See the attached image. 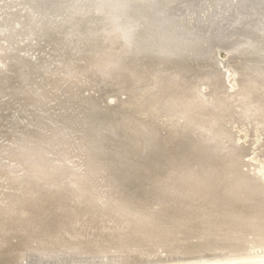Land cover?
<instances>
[{
	"label": "rangeland",
	"instance_id": "obj_1",
	"mask_svg": "<svg viewBox=\"0 0 264 264\" xmlns=\"http://www.w3.org/2000/svg\"><path fill=\"white\" fill-rule=\"evenodd\" d=\"M112 1L107 0L104 9L114 7ZM172 1L158 0L152 8L159 9L152 20L163 23L160 27L166 32L152 21L160 32L152 35L147 30L155 42L146 44L141 43L140 32L118 23L121 18L107 23L106 12L97 11L104 4L100 0H0V264H264V203L256 199L257 203L232 206L225 200L229 192L220 190L232 181L249 184L252 179L259 183L258 191L264 189V90L242 71L245 64H255L251 68L258 82L263 79L264 0ZM130 3L136 9L147 1ZM130 9L119 12L128 20L143 17ZM105 55L119 57L116 73L96 68ZM158 72L175 74L186 84L190 81L210 97L209 80L219 92L231 95L228 116L213 117L222 127L220 147L204 144L206 153L188 144L198 140L202 130L186 128L188 120L163 108L169 91L152 85ZM163 80L165 86L168 82ZM174 90L181 96L180 89ZM245 91L251 92L249 97L241 93ZM98 138L113 140L109 153L100 161L83 156L84 143L97 144ZM183 146H189L186 153L194 164L186 162ZM167 151L179 158V164L186 162L187 173L161 158ZM207 159L213 164L225 162L223 169L218 164L219 171L228 176L218 177L215 182L223 180L222 187L215 184V189L219 196L226 195L224 203L231 207L213 202L212 193L191 196L185 189L180 190L181 207L168 206L174 204L172 195L178 196L176 184L192 183L196 171L212 170L200 163ZM154 160L161 163L158 176L147 171ZM230 161L236 163L233 170ZM146 175L151 182L156 179L155 185ZM167 178L172 180L170 191ZM161 183L167 184L162 185L168 195L160 192ZM235 208L248 216H234Z\"/></svg>",
	"mask_w": 264,
	"mask_h": 264
},
{
	"label": "bare ground",
	"instance_id": "obj_2",
	"mask_svg": "<svg viewBox=\"0 0 264 264\" xmlns=\"http://www.w3.org/2000/svg\"><path fill=\"white\" fill-rule=\"evenodd\" d=\"M92 1V0H91ZM98 1V0H97ZM101 2H103L104 4L102 5V4H99V5H101L100 6V8L97 10V11H105L106 12V14L108 15H103V16H105V17H103V18H108L106 21H107V23L110 21H114V22H117L118 20H119V18H121V22H118L119 24H124L126 27H131V28H133L134 29V31L136 30L137 32H140V34H142L141 35V40L143 41V42H141V43H151V41L153 42L154 40L152 39L153 38V36L152 35H154V33L156 34V31H158L157 30V28L155 29L154 27V25L156 24V27L158 26L160 29H162V31L164 32L165 30L163 29V27H160L163 23H161L160 25L158 24V22H159V20L158 21H153L152 20V18H154V20H156L155 18L156 17H154V14H153V12H155V13H157V12H159V9H157V8H155L156 9V11H155V9H154V11H153V7H155L159 2H158V0L156 1V0H149V2H151V3H153V5L150 3L149 4V6H148V0H140V1H147V3L145 4L144 3V5H143V7H141V6H137L136 5V9H134V7L133 6H135V5H133L132 6V4L130 3V0H126V1H122V0H113L111 3H115L114 4V7L113 6H111V5H109L111 8H109L108 9V7H107V9H104V7H106L107 6V0H100ZM111 1V0H110ZM160 1V0H159ZM165 1V0H164ZM174 1V0H173ZM172 1V2H173ZM177 1V0H176ZM241 1V4L243 3H246V2H242V0H240ZM247 1V0H246ZM250 1H253V0H250ZM249 0L247 1L248 3L250 2ZM256 1H258V0H256ZM93 2H94V0H93ZM106 2V3H105ZM137 2V1H136ZM135 2V3H136ZM158 2V3H157ZM163 2V1H162ZM168 2V1H167ZM259 2V1H258ZM258 2H257V4H258ZM99 3V2H98ZM143 3V2H142ZM157 3V4H156ZM166 3V2H165ZM224 3H225V1H224ZM247 3V4H248ZM254 3V2H253ZM256 3V2H255ZM138 4V3H137ZM156 4V5H155ZM164 4V3H163ZM228 4V3H227ZM250 4V3H249ZM264 3H262V5H263ZM113 5V4H112ZM145 5H147L146 7H144ZM162 5V4H161ZM213 5V4H212ZM246 5V4H245ZM252 5V4H251ZM254 5V4H253ZM252 5V6H253ZM225 6V5H224ZM251 6V7H252ZM257 6V5H256ZM260 6V5H259ZM113 7V8H112ZM160 7H165V6H160ZM215 7V6H214ZM229 8H230V6H228ZM241 7H243V6H241ZM246 7V6H245ZM249 7V6H248ZM89 8V7H88ZM103 8V9H102ZM130 9V10H133V11H135L137 14H138V12L139 13H141L142 15H143V17H144V19H145V21H147V23H145L144 22V19H143V17H138V19H133V17H131L132 18V20L130 19V20H128V18H129V16H127V15H122L121 13H126V11L125 10H127V9ZM162 8H160V9H162ZM179 8V7H178ZM217 8V7H216ZM236 8V7H235ZM239 8V7H238ZM259 8V7H258ZM90 9V8H89ZM113 9V10H112ZM152 9V10H151ZM168 9V8H167ZM212 9V8H211ZM251 9V8H250ZM252 9H254V7L252 8ZM246 10H248V8H246ZM256 10V9H255ZM264 10V9H263ZM263 10H261L260 9V11H259V9H258V11L259 12H261V11H263ZM119 11H121V13L119 12ZM128 11V10H127ZM161 11V10H160ZM163 11H166V9L164 8V9H162V12ZM196 11V10H195ZM195 11H194V13H195ZM231 11V10H230ZM233 11V10H232ZM244 11V10H243ZM250 11H252L253 12V10H250ZM250 11H248V13L250 12ZM257 11V12H258ZM74 12V11H73ZM86 12V11H85ZM135 12H131V13H134V14H136ZM151 12H152V14H151ZM169 12H171V11H169ZM190 12V11H189ZM214 12V11H213ZM216 12V11H215ZM239 12V11H238ZM241 12V11H240ZM251 12V13H252ZM80 13H82L81 11H80ZM127 13H130V12H127ZM164 13V12H163ZM205 13V12H204ZM242 13V12H241ZM244 13V12H243ZM193 14V13H192ZM227 14V13H226ZM84 15V14H83ZM133 15V14H132ZM158 15V14H157ZM171 15V14H170ZM186 15V14H185ZM204 15V14H203ZM234 15V14H233ZM137 16V15H136ZM204 16H206V15H204ZM229 16V15H228ZM163 17V16H162ZM169 17V16H168ZM176 17V16H175ZM192 17V16H191ZM225 17V16H224ZM140 18V19H139ZM203 18V17H202ZM210 18V17H209ZM215 18V17H214ZM219 18V17H218ZM101 19V18H100ZM157 19H158V17H157ZM197 19V18H196ZM217 19V18H216ZM222 19V18H221ZM134 20V21H133ZM229 20V19H228ZM231 20V19H230ZM229 20V21H230ZM101 21H105V20H101ZM154 22V25H153V22ZM182 21V20H181ZM203 21V20H202ZM218 21V20H217ZM256 22V21H255ZM194 23V22H193ZM201 23V22H200ZM254 23V22H253ZM263 23V22H262ZM168 24V23H167ZM172 24V23H171ZM184 24V23H183ZM189 24V23H188ZM192 24V23H191ZM241 24V23H240ZM115 25V24H114ZM118 25V24H117ZM141 25V26H140ZM190 25V24H189ZM195 25V24H194ZM201 25V24H200ZM203 25H204V21H203ZM116 26V25H115ZM154 26V27H153ZM207 26V25H206ZM213 26V25H212ZM255 26V25H254ZM112 27H113V25H112ZM118 27H120V26H118ZM176 27V26H175ZM180 27V26H179ZM259 27V26H258ZM213 28V27H212ZM117 29H121V28H117ZM146 29V30H145ZM149 29H151L150 31H149V33L151 34V32H152V37H150V36H148L147 37V30H149ZM153 29V30H152ZM159 29V30H160ZM259 30H260V28H258ZM113 30H115V29H113ZM197 30V29H196ZM200 30V29H199ZM201 30H203V29H201ZM206 30V29H205ZM135 31V32H136ZM161 31V32H162ZM229 31V30H228ZM112 32V31H111ZM114 32V31H113ZM135 32H134V34H135ZM159 32L160 31H158L157 33L159 34ZM166 32V31H165ZM168 32V31H167ZM178 32V31H177ZM210 33V32H209ZM221 33V32H220ZM226 33V32H225ZM105 34V33H104ZM116 34V33H115ZM114 34V35H115ZM117 34H118V32H117ZM116 34V35H117ZM123 34H124V32H123ZM130 34V33H129ZM138 34V33H137ZM139 34V35H140ZM157 34V35H158ZM165 34V33H164ZM169 34V33H168ZM172 34V33H171ZM175 34V33H174ZM228 34V33H227ZM100 35V34H99ZM165 35H167V34H165ZM229 35V34H228ZM263 35V34H262ZM120 36V35H119ZM156 36V35H155ZM170 36V35H169ZM173 36V35H172ZM212 36V35H211ZM232 36V35H231ZM98 37V36H97ZM124 37V36H123ZM129 37V36H128ZM133 37V36H132ZM131 37V38H132ZM151 39H150V38ZM224 37V36H223ZM262 37V36H261ZM99 38V37H98ZM97 38V39H98ZM117 38V37H116ZM121 38V37H120ZM140 38H139V40H140ZM155 38V37H154ZM255 38H256V36H255ZM128 39H130V37L128 38ZM157 39V38H156ZM210 39V38H209ZM212 39V38H211ZM223 39V38H222ZM87 40V39H86ZM138 40V39H137ZM136 40V42H138ZM149 40V41H148ZM164 40V39H163ZM246 40V39H245ZM255 40V39H254ZM120 41V40H119ZM129 41V40H128ZM157 41V40H156ZM238 41V40H237ZM134 42H135V40H134ZM155 42V41H154ZM161 42V41H160ZM168 42V41H167ZM185 42V41H184ZM262 42V41H261ZM139 43V42H138ZM170 43V42H169ZM173 43V42H172ZM179 43V42H178ZM120 44V43H119ZM118 43H117V45H119ZM159 44V43H158ZM167 44V43H166ZM140 45H142V44H140ZM149 45H151V44H149ZM157 45V44H156ZM160 45V44H159ZM171 45V44H170ZM203 45V44H202ZM114 46V45H113ZM143 46V45H142ZM263 46V45H262ZM115 47V46H114ZM206 47V46H205ZM254 47V46H253ZM161 48H162V46H161ZM181 48V47H180ZM112 49V48H111ZM160 49V48H159ZM164 49V48H163ZM168 49V48H167ZM200 49V48H199ZM255 50V49H254ZM262 50V49H261ZM70 51V50H69ZM117 51V50H116ZM166 51H168V50H166ZM166 51H163V52H165V53H167ZM159 52V51H158ZM162 52V51H161ZM250 52V51H249ZM75 53V52H74ZM72 54V53H71ZM76 54V53H75ZM122 54H124V53H122ZM162 54V53H161ZM168 54V53H167ZM107 55H105V57H106ZM72 57V56H71ZM121 57H122V55H121ZM192 58V57H191ZM190 58V59H191ZM173 59V58H172ZM255 62V61H254ZM51 63V62H50ZM71 63V62H70ZM77 63V62H76ZM120 63V61H119V57H117V56H115V57H113V56H109L108 58L106 57L104 60H102L101 61V63H100V65H97L96 66V68H101L103 71H104V73L105 72H108V74H113V73H116V69H117V66H118V64ZM195 63V62H194ZM250 63V62H249ZM248 63V64H249ZM68 64V63H67ZM73 65V64H72ZM255 64H253L252 65V63H251V65H247V64H245V70H243L242 69V71L243 72H245V71H247V74L250 76V78H253L252 79V82H253V84L255 83V84H259V90L260 89H262V90H264V85H260V84H263L264 83V74H263V79L262 80H260L261 82H258L259 80L258 79H260V78H258L256 75H255V73L253 72V70H252V68H253V66H254ZM258 65V64H257ZM71 66V65H70ZM262 66V65H261ZM260 66V67H261ZM252 67V68H251ZM82 68V67H81ZM257 68V67H256ZM67 69V68H66ZM261 69V71L262 72H264V65L260 68ZM201 72V71H200ZM212 72V71H211ZM160 72H158L157 74L156 73H154V82L152 83V85L153 84H155L154 86H156V84H157V87H164V88H166L168 91H169V95L167 96L168 98H167V100L164 102V103H162V105H163V108L165 109H167L168 111H175V113L177 114V115H179L178 117H183V118H185L186 120H188L187 121V123H188V125L186 124V128H188V127H191L192 128V131H199L200 130V128H201V130H202V132H201V137L199 138L198 136V140H196L195 142H189L188 144H190V146L191 145H193V147H194V149L195 148H202V146L205 144V145H207V146H205V148L206 147H212V146H214V148L216 147V148H218V147H220V142H219V137L221 136V134H223L222 133V127H220V124H217L213 119V117H215L214 115H226L228 112H229V110H230V106H231V102L232 101H230L229 100V96H231L230 94L228 95L227 93H222L221 91L219 92L218 91V86H217V84H215V83H213L212 81H210L209 80V82H210V84L208 83V85H209V87H210V92L208 91V93H210V95H211V97L209 96V95H206V93L207 92H205V93H202V92H200V89H199V87L198 88H196L195 86H194V84H192L190 81L188 82V84H186V82H184V80H183V82H182V80H179L180 79V77L178 78L175 74H167V75H169V76H173V77H171V79H165L166 77H169V76H167L166 74H162L161 76H160V74H159ZM172 73V72H171ZM199 73V72H198ZM202 74H204V73H202ZM258 74V73H257ZM99 75V74H98ZM166 77H165V76ZM208 75V74H207ZM211 75V74H210ZM213 75V74H212ZM252 75V76H251ZM254 75V76H253ZM216 77V76H215ZM214 77V78H215ZM223 77V76H222ZM259 77H260V75H259ZM103 78H104V76H103ZM108 78V77H107ZM200 78V77H199ZM207 78V77H206ZM162 79H164L163 81H167L168 83L164 86L163 85V82H162ZM195 79V78H194ZM215 80V79H214ZM221 80V79H220ZM251 81V80H250ZM173 82H176V83H173ZM194 82V81H193ZM178 83V86H175L176 84ZM212 83V84H211ZM170 84V85H169ZM220 84V83H219ZM218 84V85H219ZM181 85V86H180ZM174 86V87H173ZM211 86L213 87V88H211ZM243 86V85H242ZM258 87V86H257ZM175 88H178V89H180V95L181 96H176L177 94H176V92H175ZM245 88V87H244ZM213 89V90H212ZM262 90H260V91H262ZM257 92H259V91H257ZM242 94H243V96H248V95H250L251 94V92L250 93H248V91H245V92H241ZM257 95H259V94H257ZM28 96V95H27ZM249 97V96H248ZM255 97V96H254ZM259 97V96H258ZM258 97H256V98H258ZM261 97H263L264 98V96H261ZM43 98V97H42ZM250 99V98H249ZM252 99H254L255 100V98H252ZM263 100V99H262ZM256 101H258L257 99H256ZM250 102V101H249ZM249 102H248V104H249ZM247 103V101H245V103H244V105ZM255 103V102H254ZM256 104H257V102H256ZM262 105H263V102L261 103ZM247 105V104H246ZM40 106V105H39ZM38 106V107H39ZM42 106H43V104H42ZM234 106V105H233ZM44 107V106H43ZM162 107V106H161ZM251 107V106H250ZM256 107V106H255ZM40 108V107H39ZM242 108V107H241ZM246 108H248V107H246ZM252 108V107H251ZM256 109H258V108H256ZM234 110V109H233ZM39 111V110H38ZM232 112V111H231ZM40 113V112H39ZM39 113H38V115H39ZM40 114H42V113H40ZM259 114V113H258ZM232 115V114H231ZM262 115V114H261ZM227 116H228V114H227ZM235 116V115H234ZM240 116V115H239ZM177 117V116H176ZM216 117H218V116H216ZM231 118H232V116H231ZM239 119V118H238ZM264 119V118H263ZM171 120V119H170ZM183 120V119H182ZM186 120H184V121H186ZM213 121V122H215V124L212 126L211 124H212V122H210L209 124H207V122H209V121ZM219 120V119H218ZM230 121V120H229ZM228 121V122H229ZM249 121V120H248ZM257 121V120H256ZM168 122V121H167ZM171 122V121H170ZM206 122V123H205ZM259 122H260V120H259ZM227 123V122H226ZM260 123H263V122H260ZM184 124H185V122H184ZM102 131V130H101ZM203 131H205V132H203ZM225 131V130H224ZM223 131V132H224ZM109 132V131H108ZM71 134H75V133H71ZM80 134V133H79ZM69 135V134H68ZM87 136V135H86ZM109 136V135H108ZM224 136V135H223ZM69 137V136H68ZM72 137H74V136H72ZM75 137H78V135L77 134H75ZM98 137V136H97ZM228 137V136H227ZM84 138V137H83ZM100 138V137H99ZM99 138L97 139V144L96 143H91V142H87L86 144L84 143V147L85 148H83V150H84V152H83V156L84 155H88V156H90L92 159H94L95 161H100V159H101V157L102 156H105V155H107L109 152L107 151V150H109L110 148H112V146H113V140H112V143H111V141H110V138L109 139H106V141H103V140H99ZM108 138V137H107ZM152 138V137H151ZM88 139H89V137H88ZM87 139V141H89ZM229 139V138H228ZM153 140V139H152ZM85 141V140H84ZM101 141V142H100ZM147 141V140H146ZM154 141H155V139H154ZM232 142L234 141V139L232 138V140H231ZM78 143V142H77ZM81 143H82V141H81ZM147 143V142H146ZM151 143V142H150ZM154 144V143H153ZM156 144V145H155ZM155 144L153 145V149L151 148V150H153L154 151V148H155V146H157V142H155ZM183 144V143H182ZM79 145V144H78ZM83 144H81L80 146H82ZM87 145V146H86ZM112 145V146H111ZM181 145V144H180ZM110 146V147H109ZM182 146V145H181ZM218 146V147H217ZM236 146H237V144H236ZM236 146H235V148H236ZM186 147H188L189 148V146H186ZM185 147V148H186ZM192 147V146H191ZM210 147V148H211ZM81 148V147H80ZM88 148V149H87ZM121 148V147H120ZM184 148V146H183V148H181L182 150L181 151H184L185 153L187 152V151H189V150H187V149H185ZM204 147L202 148L203 150L205 149ZM213 148V147H212ZM211 148V149H212ZM215 148V149H216ZM234 148V147H233ZM116 149V148H115ZM190 149H192V148H190ZM215 149H213V151L215 150ZM224 149V148H223ZM237 149V148H236ZM235 149V150H236ZM74 150V149H73ZM75 151V150H74ZM80 151V150H79ZM81 151H82V148H81ZM97 151V152H96ZM152 151V152H153ZM169 151V150H168ZM168 151H167V154L166 155H164V156H161V158H168L169 160H171L172 161V163H174L175 164V166H176V163L178 164V165H180V168H178L177 170H179V169H182V173H187L186 172V170H187V166L188 165H186V162L188 163V161L192 158V156L190 157L189 156V154L187 155V153L185 154L186 156V162L185 163H181V164H179V161H178V157H176L175 155H171L170 153L171 152H169V154H168ZM191 151H193V152H195L194 150H191ZM204 151H206V153H207V151H208V153H209V150H204ZM212 151V152H213ZM217 151H218V149H217ZM222 151V150H221ZM231 151H232V149H231ZM237 151H238V149H237ZM236 151V152H237ZM73 152V151H72ZM193 152H191L192 154H193ZM210 152H211V150H210ZM211 152V153H212ZM214 152H216V151H214ZM213 152V153H214ZM189 153H190V151H189ZM200 153H203V152H200ZM206 153H205V155H206ZM211 153H210V155H211ZM212 153V154H213ZM217 154H219L218 152H216ZM227 152H225V154H226ZM230 153H232V152H230ZM80 154V153H79ZM150 154V153H149ZM194 154H196V153H194ZM224 154V153H223ZM228 154L229 153H227V156H228ZM238 154V153H237ZM202 155V154H201ZM208 155V154H207ZM232 155V154H231ZM116 156V155H115ZM155 156V155H154ZM158 157H159V155H157ZM157 156L155 157V158H157ZM188 156H189V158L190 159H188ZM195 156H198V154L197 155H195ZM214 156V155H213ZM221 155H219V157H220ZM223 156V155H222ZM235 156V155H234ZM151 157H153V156H151ZM204 157H206V156H204ZM210 157H212V155L210 156ZM214 157H216V155L214 156ZM224 158H222L223 160L225 159V156H223ZM174 158H176L175 160L177 161H174ZM201 158L203 159V157L201 156ZM207 158V157H206ZM213 158V157H212ZM154 159V158H153ZM160 159V158H159ZM162 159V160H163ZM235 159V158H234ZM2 160V159H1ZM102 160V159H101ZM120 160V159H119ZM195 160H198V159H195ZM212 160V159H211ZM216 160H217V158H216ZM227 160V159H226ZM94 161V162H95ZM105 161V160H104ZM154 161H156L155 162V164L153 163V164H151L152 166H154V167H150L149 169H147V171H150L151 173H156V171L157 170H162V167H160V164L161 163H159V161L158 160H154ZM165 161V160H164ZM164 161H162L163 163H164ZM174 161V162H173ZM204 162H200L203 166H204V168H206L207 166L206 165H208V166H211V168H212V170L210 169V168H208L209 170H211V171H208V170H204L205 171V173H204V171H203V173L201 174V172L198 174V171H196L197 172V175L198 176H196L195 174H196V172H195V174H193V173H191V175H195L196 177H195V180L191 183L190 181H188L187 179H189L190 180V175H188V177H187V181L188 182H184V181H180L179 182V184H176V185H178L179 187H176V188H178V193H177V195L178 196H176V195H172V196H175V198L171 201L172 203H174V204H171V205H168V206H170V207H174V206H177V205H179L178 207H181V205L183 204V202H184V199H183V197H182V192H184V189H185V192L186 193H190L191 194V196H192V194H195L196 192H199V194H200V192H204V194H209V193H212V195H214L215 197H212L213 198V202H218L219 204H225L224 203V198H225V196L226 195H221L222 193H227V191L229 192V194L227 193V199L225 198V200H227V202H229L230 201V203L232 204V206L235 204L236 206L237 205H239V204H242V206H245V204L244 203H246L247 204V202H248V205L250 204V202H254V201H256V199H257V202L258 201H262L263 203H264V189L262 188L261 189V191L259 192L258 191V187H259V183L257 182V180L254 182L253 181V179L252 178H250V179H252V182H250L249 184L248 183H243L244 182V180H243V182L242 181H240V180H238V183H234L232 180V183L231 182H229V184L230 185H228L227 184V186H224L222 189H220L219 187H222L221 185L222 184H220L221 183V181L223 182V180H219L220 182H218V183H216L215 181L217 180V179H219L218 177H220L222 174H224L222 171V173H220V171H219V165L221 164V163H225V162H220V164L218 163L219 161H217V165L218 166H216V164H213V163H210V161L207 159V160H203ZM213 161V160H212ZM103 162V161H102ZM118 162V161H117ZM181 162V161H180ZM190 162V161H189ZM231 162V161H230ZM229 162V163H230ZM149 163V162H148ZM167 165H168V163H167V161L165 162ZM164 163V164H165ZM171 163V162H170ZM191 163V162H190ZM190 163H188V164H190ZM193 164H194V162H192ZM191 163V164H192ZM209 163V164H208ZM6 164V163H5ZM4 164V165H5ZM146 165H147V163H145ZM156 164L158 165V166H156ZM190 164V165H191ZM196 164H198L197 162H196ZM236 163H233V162H231L230 163V165H231V170H233V168L234 167H236V165H235ZM57 165V164H56ZM163 165V164H162ZM166 165V166H167ZM170 165V164H169ZM176 166V167H179V166ZM223 167H222V169L224 168V164H221ZM220 165V166H221ZM226 165H227V163H226ZM230 165H228V167L230 166ZM238 165V164H237ZM148 166V165H147ZM155 166L157 167V168H155ZM172 166H173V164H172ZM203 166H201V167H203ZM64 167V166H63ZM106 167V166H105ZM176 167H174L173 166V168H175L176 169ZM198 167V166H197ZM233 167V168H232ZM238 167V166H237ZM65 168V167H64ZM155 168V169H154ZM172 168V167H171ZM172 168V169H173ZM226 168V167H225ZM2 169V168H1ZM35 169V168H34ZM189 169H191V168H189ZM195 169V168H194ZM198 169V168H197ZM217 169H218V171L219 172H217ZM228 169V168H227ZM30 170V169H29ZM69 170V169H68ZM83 170V169H82ZM85 170V169H84ZM87 170V169H86ZM200 170V169H199ZM220 170H221V168H220ZM225 170V169H224ZM223 170V171H224ZM230 170V172L232 173L233 171H231ZM236 170H237V168H236ZM235 170V171H236ZM4 171V170H3ZM38 171V170H37ZM146 171V170H145ZM166 171V170H165ZM168 171H170V175L172 174L171 172V170H168ZM189 171V170H188ZM202 171V170H201ZM227 171H229V170H227ZM15 172V171H14ZM36 172V171H35ZM59 172V171H58ZM87 172V171H86ZM190 172V171H189ZM188 172V174H190ZM224 172H226V171H224ZM37 173V172H36ZM42 173V172H41ZM75 173V172H74ZM145 173H147V172H145ZM144 173V174H145ZM165 174H166V172H164ZM175 175H176V173H175V170H174V172H173ZM219 173V174H218ZM237 173H238V171H237ZM236 173V174H237ZM86 174H88V172L86 173ZM149 174V173H148ZM147 174V175H148ZM157 174V173H156ZM167 174H169V172L167 173ZM173 174V175H174ZM179 174V173H178ZM181 174V173H180ZM179 174V175H180ZM226 174V173H225ZM223 175V176H226V175ZM229 174V173H228ZM233 174L235 175V173L233 172ZM20 175V174H19ZM73 175V174H72ZM71 175V176H72ZM85 175V174H84ZM146 175V178L148 177ZM151 175V174H150ZM149 175V176H150ZM153 175V174H152ZM15 176V175H14ZM25 176H26V174H25ZM56 176V175H55ZM61 176V175H60ZM79 176V175H78ZM90 176V175H89ZM143 176V175H142ZM141 176V177H142ZM155 176H158V174L157 175H155ZM166 176V175H165ZM172 176V175H171ZM170 176V177H171ZM178 176V175H177ZM206 176V177H205ZM228 176V175H227ZM226 176V177H227ZM231 176V175H230ZM229 176V177H230ZM233 176V175H232ZM256 176V175H255ZM38 177V176H37ZM62 177H64V176H62ZM92 177V176H91ZM145 177V176H144ZM144 177H142V178H144ZM153 177V176H152ZM151 176H150V178H152ZM161 177V176H160ZM163 177V176H162ZM161 177V178H162ZM168 177H169V175H168ZM173 178H171V179H173L174 180V176H172ZM181 177V176H180ZM180 177H179V179H180ZM193 177V176H192ZM203 177V178H202ZM205 177V178H204ZM234 177V176H233ZM15 178V177H14ZM51 178V177H50ZM56 178V177H55ZM67 178V177H66ZM73 178V177H72ZM84 178V177H83ZM194 178V177H193ZM193 178H191V179H193ZM79 179V178H78ZM162 179H164V178H162ZM169 180V178H167V180H169L168 181V186H169V183H170V181H171V183H172V180ZM178 179V178H177ZM176 179V177H175V180H177ZM183 179V178H182ZM221 179H224V177H222ZM236 179H238V178H236ZM256 179V178H255ZM59 180V179H58ZM73 180V179H72ZM119 180V179H118ZM147 180H151V179H148L147 178ZM146 180V181H147ZM156 180V179H155ZM155 180H154V182H155ZM165 180V179H164ZM174 180V181H175ZM185 180V181H186ZM34 181H35V179H34ZM68 181V180H67ZM120 181H122V180H120ZM161 181V180H160ZM173 181V182H174ZM178 181V180H177ZM209 181V182H208ZM237 181V180H236ZM59 182V181H58ZM57 182V183H58ZM73 182V181H72ZM151 182V181H150ZM153 182V179H152V184L154 183ZM159 182V181H158ZM157 182V183H158ZM167 182V181H166ZM212 182H215L214 184L212 183ZM225 182V181H224ZM60 183V182H59ZM58 183V184H59ZM177 183V182H176ZM32 184V183H31ZM61 184V183H60ZM130 184H132V183H130ZM162 184H165V183H161L160 185L162 186V189H160V192H163V191H165L166 192V188L168 189V191H170L171 189H173V186L172 185H174V184H172L171 186V188H170V186L169 187H167L166 186V188H165V190L163 189V187H164V185H162ZM167 184H165V185H167ZM211 184H213V185H211ZM215 184H219V189L220 190H222L221 192V194H220V196L218 195L220 192L218 191V189L216 190L215 188H216V186H215ZM224 184V183H223ZM7 185V184H6ZM73 185V184H72ZM75 185V184H74ZM133 185V184H132ZM154 185H155V183H154ZM207 185V186H206ZM11 186V185H10ZM15 186V185H14ZM37 186H40V185H37ZM137 186V185H136ZM139 186H142V185H139ZM156 186H158V185H156ZM155 186V187H156ZM35 187V186H34ZM61 187H64V185H62ZM70 187H72V186H70ZM90 187V186H89ZM148 187V186H147ZM261 187H262V185H261ZM264 187V186H263ZM6 188V187H5ZM8 188V187H7ZM36 188V187H35ZM145 188V187H144ZM150 188V187H149ZM156 188H159V187H156ZM170 188V189H169ZM174 188H175V186H174ZM140 189V188H139ZM143 189V188H142ZM22 190V189H21ZM53 190V189H52ZM64 190V189H63ZM69 190V189H68ZM84 190V189H83ZM107 190V189H106ZM129 190V189H128ZM180 190H182V192H180ZM201 190H204V191H201ZM208 190V191H207ZM15 191V190H14ZM17 191V190H16ZM131 191V190H130ZM166 192L167 194H165V195H168V193H170V192ZM217 191L219 192V193H217ZM22 192V191H21ZM68 192V191H67ZM76 192V191H75ZM172 192V191H171ZM174 192V191H173ZM49 193H51V192H49ZM87 193V192H86ZM127 192H125L124 194H126ZM133 193V192H132ZM145 193V192H144ZM17 194V193H16ZM88 194V193H87ZM140 194V193H139ZM75 195V194H74ZM158 195V194H157ZM202 195V194H201ZM219 197H218V196ZM129 196V195H128ZM171 196V197H172ZM82 197V196H81ZM169 196H167V198H168ZM171 197H170V199H171ZM179 197H182L181 199L179 198ZM188 197V196H187ZM205 197V196H204ZM210 197V196H209ZM209 197H207L208 199H209ZM236 197V198H235ZM17 198V197H16ZM36 198V197H35ZM83 198V197H82ZM121 198V197H120ZM163 198V197H162ZM173 198V197H172ZM10 199V198H9ZM97 199V198H96ZM166 198H163V200H165ZM189 199V198H188ZM202 199H204V198H202ZM260 199V200H259ZM77 200V199H76ZM157 200V199H156ZM159 200H160V198H159ZM167 200V199H166ZM207 200V199H206ZM205 199H204V201H206ZM18 201V200H17ZM82 201H84V200H82ZM209 201V200H208ZM207 201V202H208ZM25 202V201H24ZM134 202V201H133ZM140 202H142V201H140ZM159 202V201H158ZM167 202V201H166ZM185 202H187V201H185ZM207 202H202V203H207ZM221 202V203H220ZM239 204H238V203ZM241 202V203H240ZM257 202H254V203H257ZM237 203V204H236ZM22 204V203H21ZM28 204V203H27ZM133 204V203H132ZM258 204H260L259 202H258ZM160 205L162 206H165V208H166V204H164V202L162 201V203H160ZM226 206H228V207H231V206H229V205H227V204H225ZM247 205V206H248ZM106 206V205H105ZM226 206H224L225 208H226ZM240 206V205H239ZM238 206V208L239 209H241L240 207ZM246 206V207H247ZM255 205L253 204V207H254ZM258 206V208H259V205H257ZM138 207V206H137ZM250 207V206H249ZM188 208V207H187ZM256 208V207H255ZM237 210V208H235V211L236 212H234V216H238V217H241V219H245L246 218V215H244V213L243 212H245L246 210L247 211H249L248 209H246L245 211L243 210L244 209V207H243V209H241V210H243V212H241V210ZM252 209H254V208H252ZM251 209V210H252ZM262 209H264L263 207H262ZM225 210H228V208L227 209H225ZM255 210H257V208L255 209ZM163 211V210H162ZM187 211V210H186ZM259 211H260V209H259ZM263 212H264V210H262ZM261 213V212H260ZM249 214V213H248ZM232 216V215H231ZM248 216V215H247ZM229 217V216H228ZM224 218H226V217H224ZM221 219V218H220ZM229 219V218H228ZM230 219H234V221L236 222V227H237V225H238V221H236V217H232V218H230ZM226 220V219H225ZM233 221V220H232ZM240 222V221H239ZM180 223V222H179ZM241 224V223H240ZM231 225V224H230ZM39 230V229H38ZM10 231V230H9ZM231 233V232H230ZM124 234V233H123ZM41 236V235H40ZM85 238V237H84ZM44 241V240H43ZM41 242V241H40ZM59 243V242H58ZM64 243V242H63ZM45 244V243H44ZM47 244V243H46ZM54 244V243H53ZM86 244V243H85ZM56 244H54L53 246H55ZM92 245V244H91ZM47 246V245H46ZM83 246V245H82ZM86 246V245H85ZM90 247V246H89ZM52 248V247H51ZM54 248V247H53ZM260 250V249H259ZM86 251V250H85ZM259 257V256H258ZM263 257V256H262ZM257 258V257H256ZM260 259V258H259ZM256 260V259H255ZM254 262V261H253ZM259 263V262H258ZM250 264H251V262H250Z\"/></svg>",
	"mask_w": 264,
	"mask_h": 264
}]
</instances>
